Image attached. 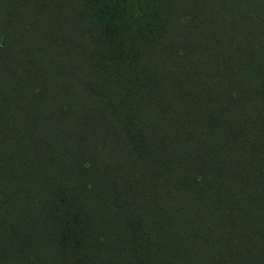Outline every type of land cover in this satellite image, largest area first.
<instances>
[{
  "label": "trees",
  "instance_id": "16d2710c",
  "mask_svg": "<svg viewBox=\"0 0 264 264\" xmlns=\"http://www.w3.org/2000/svg\"><path fill=\"white\" fill-rule=\"evenodd\" d=\"M0 264H264V0H0Z\"/></svg>",
  "mask_w": 264,
  "mask_h": 264
}]
</instances>
